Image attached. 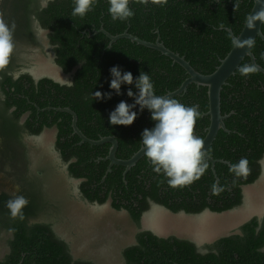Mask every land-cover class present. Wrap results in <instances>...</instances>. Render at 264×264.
<instances>
[{
	"label": "trees",
	"instance_id": "1",
	"mask_svg": "<svg viewBox=\"0 0 264 264\" xmlns=\"http://www.w3.org/2000/svg\"><path fill=\"white\" fill-rule=\"evenodd\" d=\"M44 1L0 0V13L6 21L15 23L14 53L8 67L0 72V174L5 173V179L0 181L5 184L0 190V241L7 247L0 264H105L112 260L109 255L112 251L118 264H264V217L253 218L240 226L238 233L204 245V253L187 240L137 231L135 241L121 250L114 247L94 257H76L71 247L79 245L77 239L64 241L54 230L56 219L63 224L61 216L72 206L67 179H60L45 162L33 169L27 164L25 172L20 170L22 173L12 171L19 163V160L14 163L15 159L27 153V147L18 148L24 134L39 135L45 128H56L55 148L61 157L64 160L77 157L78 161L68 170L85 181L79 188L81 198L100 205L110 199L114 210L128 212L138 230L149 200L172 212L183 210L191 214L206 209L222 213L241 205V186L256 180L260 172L258 161L264 157V74L259 71L248 77L240 74V67L251 64L248 57L220 93L221 114L229 115L224 120L228 132L220 129L207 150L208 155L218 160L216 178L208 162L204 175L182 189L169 187L167 179L153 171L146 156L126 175L122 166H112L107 172L109 161L99 158L108 155L110 144L80 143V138L73 134L71 115L54 108L72 110L78 128L89 139L114 137L118 143L116 158H131L143 147V130L154 127L151 113L147 108L135 107L132 111L137 113V118L124 126L111 125L110 112L120 101L134 103V98L126 93L128 89L138 93L135 79L141 72L150 76L159 96L178 89L188 75L156 50L128 39H120L109 48V39L103 33L89 35L102 27L111 35L128 31L148 42L160 38L166 48L184 57L197 72L211 74L233 46L228 30L235 36L240 33L254 0H168L164 7L130 3L134 16L124 22L111 19L107 0H97L83 18L72 15L73 0H49L43 6ZM35 22L46 31L56 66L65 74L73 72L71 86L49 78L35 82L27 72L14 78L26 66L22 56L24 46L36 45L43 50ZM261 30L264 35V23ZM251 50L256 63L264 69V42L256 38ZM114 66L122 74L131 72L134 79L132 85H121L120 95L109 87L110 69ZM96 91L111 93V98L94 99L92 93ZM173 99L185 106H199L203 115L196 121L194 134L203 139L209 126L207 88L190 84L186 92ZM48 107L53 108L47 110ZM12 108L14 112L9 114ZM25 112L30 115L22 125L19 118ZM241 157L248 159L250 174L233 185L234 175L229 172V165ZM8 161L13 162L11 171ZM39 169L42 175H38ZM217 183L224 191L214 195L212 186ZM14 186H18V192ZM14 195L28 199L23 220L12 218L6 207ZM174 199L177 202L170 201ZM2 234L5 239L1 238Z\"/></svg>",
	"mask_w": 264,
	"mask_h": 264
},
{
	"label": "clouds",
	"instance_id": "2",
	"mask_svg": "<svg viewBox=\"0 0 264 264\" xmlns=\"http://www.w3.org/2000/svg\"><path fill=\"white\" fill-rule=\"evenodd\" d=\"M73 16L83 18L95 6L97 0H73ZM108 12L113 21H127L134 16L130 3L143 6L156 5L164 7L168 0H107ZM264 23V10L258 11L249 18L247 27L254 28V22ZM15 23L5 20L0 13V72L9 65L14 53L13 39ZM237 48L251 49L254 39H245L242 42H233ZM242 76L248 77L256 72V67L246 64L239 68ZM110 89L120 95L122 84L132 85L133 75L129 71L121 73L118 66L110 69ZM71 86V82L66 81ZM138 93L128 89L127 96L134 98L133 104L120 101L115 109L110 112L108 120L111 125H131L137 118V113L132 111L137 105L140 110L147 108L151 119L155 122L152 129H144L141 142L144 155L148 158L152 169L157 174H162L167 179V184L173 189H182L199 180L208 169V153L204 148V141L194 134L196 121L202 117L198 105L185 106L178 100L155 94L154 85L150 76L144 72L135 79ZM94 99L111 98V93L102 94L100 91L92 93ZM229 172L234 175L233 185L237 179H246L250 174L249 161L241 157L238 162L229 165ZM224 188L219 184L212 186V194L219 195ZM28 205V199L23 195H14L6 203L12 218L24 219L23 209Z\"/></svg>",
	"mask_w": 264,
	"mask_h": 264
},
{
	"label": "rangeland",
	"instance_id": "3",
	"mask_svg": "<svg viewBox=\"0 0 264 264\" xmlns=\"http://www.w3.org/2000/svg\"><path fill=\"white\" fill-rule=\"evenodd\" d=\"M45 2L46 0L43 2L44 5ZM38 37L43 45V50L36 45L22 46L24 49L22 56L26 59V66L22 70L33 77L36 72L42 76H48L50 75L49 70L55 71L62 79V83H68L65 80L69 81L71 74H65L54 63V55L47 46L46 33L41 32ZM55 134L54 128L44 129L35 140L38 144L53 147L56 139ZM262 163L264 164V161ZM0 186H2L1 190L5 184H0ZM67 186V192L71 198L69 203L72 206L69 207L70 210L67 209L63 213L64 218L61 216L64 219L63 224L58 223L59 219L54 218V221L56 219L54 230L64 241L71 242L77 239L79 245L71 247V251L76 257H94L95 254L104 250L111 251L114 247L117 248L114 250L118 251L135 241L138 225L132 223L124 211L112 209L110 201L101 206L85 202L79 196L77 182L72 183L71 186L67 184ZM263 215L264 180H260V182L248 186L246 190L244 188L243 203L237 208L223 213L204 212L200 216H187L184 214L172 215L160 207L153 206L150 211L142 215L140 228L153 230L163 237L174 236L190 240L198 246H204L222 237L238 233L239 227L252 217ZM1 238L5 239V234H2ZM4 244V241H0V258L7 250V247L3 246ZM109 255L112 260L109 259L105 264H118L115 252L112 251Z\"/></svg>",
	"mask_w": 264,
	"mask_h": 264
},
{
	"label": "water",
	"instance_id": "4",
	"mask_svg": "<svg viewBox=\"0 0 264 264\" xmlns=\"http://www.w3.org/2000/svg\"><path fill=\"white\" fill-rule=\"evenodd\" d=\"M261 10H264V0H254L251 11L240 33L237 36H235L231 30H228V32L231 34L232 42L234 41L242 42L243 40L249 39V38L254 39V41L256 38H260L264 42V35L261 30L263 23H261L260 21H255L254 28L249 29L247 27L249 18ZM98 33H103L109 39V45H108L109 48H111L113 43H115L116 41L120 39H128L131 42L136 43L137 45H141V46H144V47L160 52L162 55L171 59L174 64H178L182 69H184L188 77L182 82V84L180 85L178 89H176L173 92H168L164 96L169 97V98L178 96L182 94L183 92H186L187 87L190 84H195L197 86H203L207 88L208 111L206 115L209 116V126L207 127L206 134L204 138L202 139L204 141V148L206 152L209 146L215 140L216 135L220 129L228 132V130L225 127L224 120L229 115H222L221 108H220V93H221L223 86L227 84V80L235 74V71L238 69L241 62L246 57L250 59L251 65H254L256 67V71H259L264 74V69L256 63V59L251 50L252 48L251 49H248L247 47L237 48L234 43H233L231 50L220 61L219 66L216 68V70L213 73L201 74L197 72L190 65V63L185 60L184 57L166 48L163 42L160 41V38H157L155 42H148V41L140 39L137 36H134L128 33V31H124L122 34H118V35H111L108 32H106L102 27L98 31L94 32V34H91L89 36H93ZM49 73L50 75L48 76H42L41 74L36 72L34 74V78L37 80L41 77H46L55 82L62 83V79L57 75V72L49 70ZM138 106L139 105H137L136 107ZM58 111L67 112L71 115L72 117L71 127L73 130V133L76 134L80 138L81 143L86 142L90 145H95V146L103 145L106 143L110 144L109 153L106 158L109 161L107 172L111 171L112 166H122L125 168V171H124V175H125V173L129 169H131L133 166H135L138 160L144 156L145 149L141 147L129 159L122 160V159L116 158L115 154L118 149V143L114 137L112 136L103 137L99 140L89 139L78 128L77 116L72 110H70L69 108H63V109H58ZM206 158L211 163L213 172L215 174L214 165L216 162H218V160H214L209 155ZM224 163L229 164L228 162H224Z\"/></svg>",
	"mask_w": 264,
	"mask_h": 264
},
{
	"label": "flooded vegetation",
	"instance_id": "5",
	"mask_svg": "<svg viewBox=\"0 0 264 264\" xmlns=\"http://www.w3.org/2000/svg\"><path fill=\"white\" fill-rule=\"evenodd\" d=\"M47 1H49V0H46V2H45V4L47 3ZM43 6H44V4H43ZM34 29H35V32H36V36L38 37L39 36V33H41V32H45L46 33V31L44 30V29H42L39 25H38V23L37 22H35L34 23ZM38 39H39V37H38ZM40 39H39V43H40ZM48 42V41H47ZM41 44V43H40ZM43 46V45H42ZM47 46L49 47V45H48V43H47ZM47 47V48H48ZM23 69V68H22ZM20 70V71H18V72H16L15 74H14V78L15 79H17L20 75H22V74H24V73H26L25 71H23V70ZM28 73V72H27ZM29 74V73H28ZM68 74H71L70 76V80H69V82H71V79H72V76H73V72H71V73H68ZM30 76H32L31 74H29ZM33 77V76H32ZM41 78H46V77H41ZM41 78H39V79H35L34 77H33V79H34V81L35 82H38ZM59 83V82H58ZM60 84H69V83H60ZM1 93V92H0ZM51 108H53V107H48L47 108V110L48 109H51ZM55 110H58V109H63V108H54ZM14 110V108H12V109H9V114L10 113H12V112H14L13 111ZM29 115H30V113L29 112H25V113H23L21 116H20V118H19V123L20 124H24L25 122H26V120L28 119V117H29ZM72 121V120H71ZM45 129H51V128H45ZM55 130H56V138H57V129L56 128H54ZM43 131V130H42ZM74 134V133H73ZM40 135V134H39ZM39 135H28V134H24V136L21 138V140H23L22 141V143L18 146V148H24V147H27V153H25V155L23 156H21V158L19 157V158H17V160L15 159V162L14 163H16L18 160H19V163L18 164H16L15 165V168L12 170V166H11V164H13V162L12 161H8L9 163L7 164V165H9L10 166V168H9V170L11 171H13V172H17V173H22V172H20V170H24L23 172H25V170H26V166H27V164H30V169H33V168H36L37 167V165H40V164H43L44 162L46 163V165L48 164L49 166H51V168L52 169H54L55 171H56V173L59 175L58 177L60 178V179H67V183H65V184H69V186H71V184L72 183H74V182H77V184H78V191H79V188H80V185L83 183V182H85L84 181V179H81V178H77V177H74L73 175H71L70 173H69V167H70V165H72L73 163H76L78 160H77V157H70L69 159H67V160H64L63 159V157H61V155H60V153H59V151L55 148V143H54V146L52 147H47V145H41V144H38V142L35 140V138H37ZM88 138V137H87ZM55 142H56V139H55ZM80 143H81V140H80ZM17 146V145H16ZM15 146V148H17ZM208 150V149H207ZM39 152V153H38ZM53 153H55L56 155H54ZM135 154V153H134ZM133 154V155H134ZM132 155V156H133ZM131 156V157H132ZM210 156V155H209ZM143 157H145V155L143 156ZM142 157V158H143ZM211 157V156H210ZM107 158V156L105 157V158H103V157H100L99 159H105V160H107L106 159ZM142 158H140L139 160H141ZM264 158V157H263ZM263 158L261 159V160H259L258 161V166H259V174H258V176H257V178H256V180L253 182V183H251V184H245V185H242L241 186V194H242V203H243V198H244V188H245V190L248 188V186H252V185H254V184H256L257 182H260V180H264V164L262 163L264 160H263ZM138 160V161H139ZM147 160H148V158H147ZM215 160V159H214ZM149 161V160H148ZM209 162V161H208ZM210 163V162H209ZM211 164V163H210ZM216 164V163H215ZM112 168V167H111ZM211 170H212V172H213V169H212V166H211ZM214 170H215V165H214ZM125 171V170H124ZM7 172H9V171H7ZM37 173H38V175H42V170L41 169H39L38 171H37ZM63 173H65L66 175V177L64 176V174ZM127 173V172H126ZM126 173H125V175H126ZM5 173H1L0 174V181L5 177V175H4ZM213 174H214V172H213ZM123 175H124V172H123ZM214 176H215V174H214ZM215 178H216V176H215ZM216 181H217V179H216ZM56 187L58 188V185L56 184ZM68 187V186H67ZM14 191L15 192H18L19 191V188H18V186H14ZM183 192H184V190H183ZM79 196L81 197V194H80V192H79ZM174 198V197H173ZM175 198H177L176 196H175ZM71 200V199H70ZM84 200V199H83ZM85 202H88L87 200H84ZM108 201H110V205H111V200L109 199ZM171 202H177V200H170ZM90 203V202H89ZM241 203V204H242ZM90 204H92V205H99V206H101V205H103V204H98L97 202H92V203H90ZM148 210L147 211H150L151 209H152V207L153 206H157V207H160V208H162L165 212H168L169 214H172V215H176V214H184V215H187V216H200L202 213H204V212H210L209 210H203L202 212H200V213H195V214H191V213H186L185 211H183V210H181V211H178V212H172L169 208H167L166 206H163V205H161L160 203H156V202H154V201H152V200H149L148 201ZM240 206V205H239ZM239 206H237V207H239ZM237 207H235V208H237ZM112 208V207H111ZM113 209V208H112ZM234 209V208H233ZM121 211H124L125 213H126V215H127V217L129 218V214H128V212L127 211H125V210H121ZM146 211V212H147ZM145 213V212H144ZM143 213V214H144ZM210 213H214V212H210ZM223 213V212H222ZM264 217V215L263 216H261V217H257V216H255V217H252L251 219H253V218H257L258 220H261L262 218ZM141 218H142V216H141ZM250 219V220H251ZM141 220V219H140ZM69 226V225H68ZM139 228H140V224H139ZM139 232L140 231H142V232H150V233H152V234H154L155 236H158V237H163V236H161L160 234H158V233H155L153 230H150V229H142V228H140L139 230H138ZM167 237H169V236H167ZM163 238H166V237H163ZM179 239H181V238H179ZM183 240H187V239H183ZM187 241H189V242H191V243H193L196 247H197V249L200 251V252H202V253H204V247L203 246H198V245H196L194 242H192V241H190V240H187ZM129 245V244H128ZM101 254L102 253H104L103 251H101L100 252Z\"/></svg>",
	"mask_w": 264,
	"mask_h": 264
}]
</instances>
